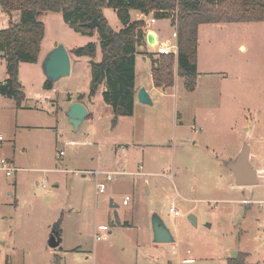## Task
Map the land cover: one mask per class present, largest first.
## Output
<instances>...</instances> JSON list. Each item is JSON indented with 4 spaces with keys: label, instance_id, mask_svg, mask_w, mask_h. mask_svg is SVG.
Here are the masks:
<instances>
[{
    "label": "rangeland",
    "instance_id": "374dc122",
    "mask_svg": "<svg viewBox=\"0 0 264 264\" xmlns=\"http://www.w3.org/2000/svg\"><path fill=\"white\" fill-rule=\"evenodd\" d=\"M104 13L119 30L116 11ZM19 17L0 6V30ZM40 20L46 28L43 54L63 43L72 71L45 89L42 63H22L23 106L0 92V132L12 143L9 156L24 168L17 188L8 186L14 176L0 180V264H227L240 251L249 253L250 264H264V177L261 184L242 187L231 175L233 169L243 173L241 156L250 161L246 168L264 167V22L202 24L196 89H186L178 76L175 87L150 91L153 104L136 100L134 114L113 126L105 84L89 97L90 60L72 53L97 41L98 34L76 32L60 12ZM154 36L160 35L147 30L157 49ZM2 64L0 86L8 74L7 62ZM147 67L138 68L146 84ZM80 95L94 115L75 130L67 110ZM126 140L142 144L131 148L132 169L143 161L149 174L139 178L161 184L170 198L142 187L138 199L124 205L125 195L136 192L133 176L108 181L103 174L107 189L98 193L94 172L107 171L115 142ZM192 185L197 190H186ZM172 204L178 215L170 212ZM155 215L169 227L173 242L155 241ZM55 233L61 243L51 247Z\"/></svg>",
    "mask_w": 264,
    "mask_h": 264
},
{
    "label": "trees",
    "instance_id": "16d2710c",
    "mask_svg": "<svg viewBox=\"0 0 264 264\" xmlns=\"http://www.w3.org/2000/svg\"><path fill=\"white\" fill-rule=\"evenodd\" d=\"M0 6L8 13L20 14L18 21H11L0 30V66L5 60L8 73L7 83L0 86L1 94L22 106L26 93L20 80L21 64L40 60L46 31L40 17L47 12H60L76 32L98 34L97 41L74 48L72 53L90 60L89 97L105 84L103 96L112 107L113 126L120 116L134 114L137 47L146 45V21L133 19V10L145 15L152 13L156 19L169 18L177 27L176 53H147L154 84L164 90L175 86L176 76L184 78L186 89H196L200 25L264 22V0H0ZM105 8L116 11L122 24L119 30L111 26ZM95 19L98 25L88 26ZM53 87L51 81L44 83L45 89ZM83 97L80 95L78 100ZM247 257L246 252H239L228 259V264H248Z\"/></svg>",
    "mask_w": 264,
    "mask_h": 264
},
{
    "label": "crops",
    "instance_id": "0c3cea01",
    "mask_svg": "<svg viewBox=\"0 0 264 264\" xmlns=\"http://www.w3.org/2000/svg\"><path fill=\"white\" fill-rule=\"evenodd\" d=\"M2 10H3V8H2ZM3 13L12 15L13 13H17V12L8 13V12L3 10ZM151 17H152V14L145 15L142 12L137 11V10H133L132 11V18L133 19H135V20L144 19L146 21V27H145L146 28V45L145 46L142 45V46H138L137 47L138 53L136 55V81H135L137 92H138L139 88H141L142 86L146 87V89L148 90L149 93H150L151 90L158 89L155 86L154 80H153L151 58L149 56H147L146 53L147 52L162 53V52H165L164 51L165 49H169L171 51H174L175 53L177 52V27H176V25H173L172 20L169 19V18L157 19L155 23H150L149 20H150ZM160 22H163V23L160 24ZM121 27H122V25H121ZM147 30H150L154 35L155 34H157V35L159 34L160 35L158 37L154 36V38H153V40L156 41L157 49H155V48L150 46V43L147 40ZM200 43H201V38H200V28H199V46H198V71H199V73H200V68H201ZM240 47H241V49H245V46L243 44H241ZM172 48H173V50H172ZM45 55L46 54L45 53L43 54V52H42L40 60L38 62L42 63V60L45 57ZM141 63H144V64H146L148 66L147 68H148V72H149V82L147 84L144 81H139L138 68H139V65ZM2 66H3V64L0 66V68ZM20 72H21V67H20ZM7 78H8V74L6 75L5 80ZM177 78H178V76H176V81H177ZM199 78H200V74L198 75V80H199ZM176 81H175V85H176ZM173 87H175V86H173ZM159 89H161V88H159ZM137 92H136L135 101L138 100ZM92 98H95V96H93ZM73 101H78V100H73ZM73 101H71L70 104ZM80 101H83V100H80ZM84 103L88 107V111H89V109L92 111V112L91 111L89 112L90 118L93 117L91 114L93 113V115H94V112H93V109L91 108V104H88L86 101ZM22 106H23V104H22ZM121 117H123V116H120L119 118H121ZM177 120L178 119L176 117V125H177ZM11 145H12V143L9 142V140H6V138H5V141L2 143V145L0 147V153L3 154L4 151H6L8 155L7 154L6 155L3 154V155H5L6 157L10 158L15 163L16 160L14 158H12L11 156H9L10 155L9 150H10ZM139 145H142V144H138L137 142H134L133 140L115 142V154H113L114 155L113 159H111L110 162L108 164H106V169H108L107 171H116V170L124 169V170L129 171V172L141 171V172L145 173V174H140V175H137V174L136 175H133V174L118 175L120 177L133 176L132 183H133V186H134V189L136 190V192H134L133 197L131 196V200L132 199H135V200L138 199L139 192H140L139 190L142 187H146L147 194L154 193V194L158 195L159 197H164V195L167 194V196L170 198L171 195L167 193L166 189L163 190L161 188V184H159L158 186H157V183L155 185H151V183H150V181L148 179H146V178L140 179L139 178V177H145V176H147L149 174L144 169L143 161L139 162L136 165V167L134 168V170L132 169V167H133L132 160H133L134 154L131 151V148L132 147L135 148L136 146H139ZM239 162L241 163V165H243L242 167L244 168V171L242 173V172H240L238 170H234L233 169V171L231 172V175L234 176L235 184L236 185H241L242 187H254V186L258 185V184H261L262 181L260 180V177H264V167L263 166H259V164H258V166H253V167L246 168L245 165L247 163H250V161L245 156L244 157L243 156L239 157ZM228 163H232V160L228 159ZM140 166H142V169H140ZM18 172L14 175V178L13 177L0 176V180H4V179L6 180L8 178H13L15 181L13 183H11V184L8 183V186L15 185L16 188H17V186L19 184V181H20V178H21V176H20V174H18ZM140 180H142V182H143V183L141 182L142 185L140 184ZM181 182H183L182 179H181ZM185 183H188V182H183V184H185ZM232 185H234V183H232ZM186 190H189V191L193 190L194 191V190H197V189H196V186L192 185L191 188L186 189ZM10 193L14 194L15 192L13 190H11ZM123 201H124V199H123ZM123 204H124V202H123ZM124 205L128 206V205H130V202L128 204H124ZM112 206L113 207H120V205L115 204L114 202H112ZM101 226H104V227L108 228L107 231L109 233H112V230L109 229L108 225L101 224ZM133 226H135L134 223H133ZM262 237H263V235H262ZM148 239L150 240V234L149 233H148ZM60 243H61V240H60ZM240 252H245V251H240ZM247 254L249 255V253H247ZM187 259H193V258H187ZM60 260H61V258H60ZM258 262L260 263L261 261H258ZM247 263L250 264L249 262H247ZM227 264H228V262H227Z\"/></svg>",
    "mask_w": 264,
    "mask_h": 264
},
{
    "label": "water",
    "instance_id": "95a60500",
    "mask_svg": "<svg viewBox=\"0 0 264 264\" xmlns=\"http://www.w3.org/2000/svg\"><path fill=\"white\" fill-rule=\"evenodd\" d=\"M88 26L95 28L98 25L97 19L87 23ZM43 73L48 81L52 83L58 82L62 78L71 75L72 63L69 51L63 43L52 48L42 60ZM138 100L143 104H153L152 97L146 87L142 86L137 92ZM89 115L88 107L80 100L74 101L67 110L68 121L72 124L75 130H78L85 119ZM193 223H196L194 215L189 216ZM153 231L155 241L157 243H168L174 241V236L163 221V219L155 215L153 217ZM60 245V238L58 233H55L50 240L51 247H58Z\"/></svg>",
    "mask_w": 264,
    "mask_h": 264
},
{
    "label": "built area",
    "instance_id": "2783aa9c",
    "mask_svg": "<svg viewBox=\"0 0 264 264\" xmlns=\"http://www.w3.org/2000/svg\"><path fill=\"white\" fill-rule=\"evenodd\" d=\"M156 20L157 19L154 16H152L150 18L149 22L155 23ZM164 51L165 52H162V53L174 52V51H171L169 49H165ZM4 141H5V136L0 132V147ZM60 155H62V152L60 153ZM22 169H23L22 167L16 165L10 158H8L5 155H3L2 153H0V176L13 177L18 171H20ZM140 169H142V166H140ZM94 174L97 178L98 192L104 193L107 189V185H106L105 181H103L99 178L103 174L106 175V179L108 181H111L117 175H125V174L140 175V174H145V173L141 172V171L129 172V171L122 169V170H116V171H96V172H94ZM130 200H131V196L126 195L123 202H124V204H128L130 202ZM170 211L173 213H176L178 215L177 208L174 206V204H172ZM97 239L100 240L102 238L100 236H97Z\"/></svg>",
    "mask_w": 264,
    "mask_h": 264
}]
</instances>
